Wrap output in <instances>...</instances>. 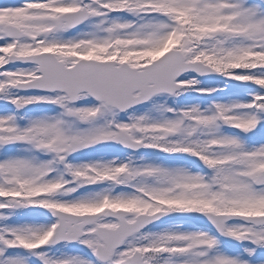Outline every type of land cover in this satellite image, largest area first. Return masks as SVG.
Wrapping results in <instances>:
<instances>
[{
	"label": "snow or ice",
	"instance_id": "obj_1",
	"mask_svg": "<svg viewBox=\"0 0 264 264\" xmlns=\"http://www.w3.org/2000/svg\"><path fill=\"white\" fill-rule=\"evenodd\" d=\"M0 264H264V0L0 3Z\"/></svg>",
	"mask_w": 264,
	"mask_h": 264
},
{
	"label": "rangeland",
	"instance_id": "obj_2",
	"mask_svg": "<svg viewBox=\"0 0 264 264\" xmlns=\"http://www.w3.org/2000/svg\"><path fill=\"white\" fill-rule=\"evenodd\" d=\"M4 1H6V0H4Z\"/></svg>",
	"mask_w": 264,
	"mask_h": 264
}]
</instances>
